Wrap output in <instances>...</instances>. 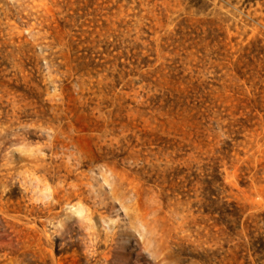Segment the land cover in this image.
<instances>
[{
    "label": "rangeland",
    "instance_id": "374dc122",
    "mask_svg": "<svg viewBox=\"0 0 264 264\" xmlns=\"http://www.w3.org/2000/svg\"><path fill=\"white\" fill-rule=\"evenodd\" d=\"M0 264H264V0H0Z\"/></svg>",
    "mask_w": 264,
    "mask_h": 264
}]
</instances>
